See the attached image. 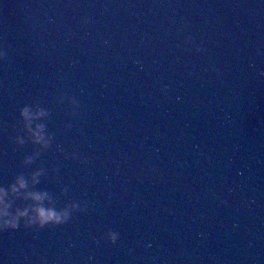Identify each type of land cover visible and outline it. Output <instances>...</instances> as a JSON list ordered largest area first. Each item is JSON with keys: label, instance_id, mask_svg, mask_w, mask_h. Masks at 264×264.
Here are the masks:
<instances>
[{"label": "water", "instance_id": "water-1", "mask_svg": "<svg viewBox=\"0 0 264 264\" xmlns=\"http://www.w3.org/2000/svg\"><path fill=\"white\" fill-rule=\"evenodd\" d=\"M0 48V184L84 206L0 264H264V0H0ZM33 103L44 150L14 143Z\"/></svg>", "mask_w": 264, "mask_h": 264}, {"label": "clouds", "instance_id": "clouds-1", "mask_svg": "<svg viewBox=\"0 0 264 264\" xmlns=\"http://www.w3.org/2000/svg\"><path fill=\"white\" fill-rule=\"evenodd\" d=\"M104 43L106 44L107 41ZM184 43H192L191 36H185ZM195 51L200 52L202 49L196 46ZM4 56L5 52L0 48V59ZM261 74L264 75V73ZM64 100V96L59 98L61 103ZM67 102L73 107H78V102L74 97H67ZM18 116L23 134L14 137L15 145H23L27 139L32 145L39 146L40 150L49 148L53 136L46 131L45 121L49 116L48 109L37 103L24 104L19 107ZM39 155V151L25 155L22 160L23 165L30 166ZM43 171V169L36 168L27 175L22 172L17 173L6 185L0 184V232L15 230L21 225L24 228L36 229L48 225H62L74 212L84 211V206L77 201L57 208L49 192L37 190L36 185L40 182L39 178ZM16 202L20 204L17 205ZM118 235L116 231L108 230L104 238L110 243H115Z\"/></svg>", "mask_w": 264, "mask_h": 264}]
</instances>
